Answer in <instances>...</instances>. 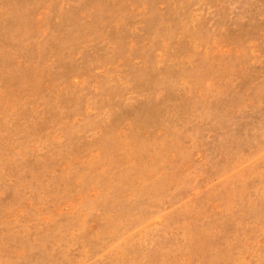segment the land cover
Wrapping results in <instances>:
<instances>
[{
  "label": "rangeland",
  "instance_id": "obj_1",
  "mask_svg": "<svg viewBox=\"0 0 264 264\" xmlns=\"http://www.w3.org/2000/svg\"><path fill=\"white\" fill-rule=\"evenodd\" d=\"M0 264H264V0H0Z\"/></svg>",
  "mask_w": 264,
  "mask_h": 264
}]
</instances>
